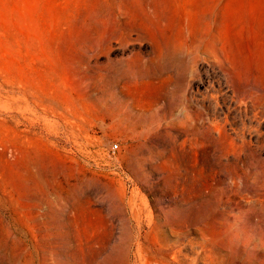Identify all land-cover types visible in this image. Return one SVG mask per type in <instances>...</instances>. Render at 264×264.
Instances as JSON below:
<instances>
[{
	"label": "rangeland",
	"instance_id": "rangeland-1",
	"mask_svg": "<svg viewBox=\"0 0 264 264\" xmlns=\"http://www.w3.org/2000/svg\"><path fill=\"white\" fill-rule=\"evenodd\" d=\"M0 264H264V0H0Z\"/></svg>",
	"mask_w": 264,
	"mask_h": 264
},
{
	"label": "built area",
	"instance_id": "built-area-1",
	"mask_svg": "<svg viewBox=\"0 0 264 264\" xmlns=\"http://www.w3.org/2000/svg\"><path fill=\"white\" fill-rule=\"evenodd\" d=\"M114 146H115L114 148H117L118 145L115 144Z\"/></svg>",
	"mask_w": 264,
	"mask_h": 264
}]
</instances>
